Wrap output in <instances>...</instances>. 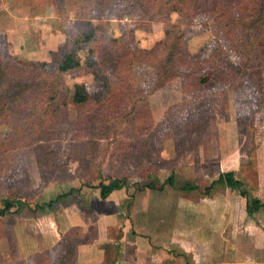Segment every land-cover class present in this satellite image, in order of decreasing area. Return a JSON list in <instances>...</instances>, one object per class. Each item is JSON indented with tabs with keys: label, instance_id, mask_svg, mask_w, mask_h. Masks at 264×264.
<instances>
[{
	"label": "rangeland",
	"instance_id": "1",
	"mask_svg": "<svg viewBox=\"0 0 264 264\" xmlns=\"http://www.w3.org/2000/svg\"><path fill=\"white\" fill-rule=\"evenodd\" d=\"M249 1L239 5L249 9ZM144 8L140 0H0V264L28 255L29 241L51 243L53 224L67 221L65 207L75 208L72 219L94 223L93 210L107 219L116 202L117 220L134 234L177 242L228 216L249 224L250 234L253 225L264 229V210L247 211L248 201L264 203V49L257 37L264 0L245 19L233 8L229 30L208 15L150 21ZM87 23L133 49L181 39L184 52L174 68L145 62L122 69L105 52V73L113 82L124 76L129 93L122 109L94 113L82 101L102 83L87 67V50L74 46ZM62 52L74 53L79 68L57 73ZM47 91L54 104L35 113ZM230 172L247 199L215 182ZM171 175L175 186L163 185ZM119 180L126 186L104 203L99 185ZM151 182L155 189L147 188ZM187 183L200 190H181ZM84 238L79 228L65 236L72 244Z\"/></svg>",
	"mask_w": 264,
	"mask_h": 264
},
{
	"label": "crops",
	"instance_id": "2",
	"mask_svg": "<svg viewBox=\"0 0 264 264\" xmlns=\"http://www.w3.org/2000/svg\"><path fill=\"white\" fill-rule=\"evenodd\" d=\"M120 191L115 190L108 197ZM87 208L83 207V211L95 209ZM65 209L67 221L61 218L53 224L56 229L51 243L29 241L26 249L30 253L9 264H264V229L253 225L255 232L250 234V227L246 226L249 224L229 221V216L223 218L224 222L203 223L206 233H197L196 237L185 233L177 242L167 236L162 238L156 232L148 237L134 234L126 221L117 220L119 206L116 202L110 210L112 215L103 216L107 219H101L93 210L98 215L92 220L94 223L76 221L69 216V211L75 208ZM75 228H79L85 238L72 244L65 236Z\"/></svg>",
	"mask_w": 264,
	"mask_h": 264
},
{
	"label": "trees",
	"instance_id": "3",
	"mask_svg": "<svg viewBox=\"0 0 264 264\" xmlns=\"http://www.w3.org/2000/svg\"><path fill=\"white\" fill-rule=\"evenodd\" d=\"M208 1H210L208 3ZM263 0H250L249 9L245 8V5H239L243 3V0H140L144 2V14L150 21H161L169 17L170 13H180L183 18L190 19L198 15H208L211 19H221L225 23L223 26L225 29H233V23H231V11L233 8H237L236 11L242 18H247V14H252L256 11L258 6H261ZM86 25V29H81L77 37L74 39V46L76 50L84 48L88 52L87 67L91 72L98 76L99 81L102 83V89L95 95L87 96L82 101V106L88 105L89 109L94 113H114L117 110L122 109L127 103L126 94L129 93L128 86L126 85L124 76L116 82H113L110 75L105 73L104 62L106 60L105 52L111 57L107 59L116 69H122L123 67H130L133 63L143 64L150 62L162 67L174 68L176 64L180 62V55L184 52L183 47L180 44L181 39H178L177 44L164 41L160 46H155L151 49H138L132 48L128 40L124 38H112L107 36V29L104 26L93 27L90 24ZM264 27V24L262 25ZM257 36L260 40V48L264 49V33L258 31ZM170 42V40H169ZM95 43H97L95 45ZM176 46L173 55L167 57L168 52L173 50ZM132 48V50H131ZM62 51V50H61ZM64 51V50H63ZM185 55H189L185 52ZM160 55V56H158ZM61 59L56 61V72L61 73L67 70H74L79 68L80 59L76 57L74 53H61ZM54 73H46L47 78H51ZM123 75L124 73L121 72ZM125 75V74H124ZM50 93H54V89ZM47 91L45 96H41L39 100L38 112L35 113H47V109L54 104L55 96L48 100ZM109 105H113L111 108ZM26 106L28 104L26 103ZM87 107V108H88ZM107 108L110 110L108 111ZM115 110V111H114ZM215 182H223L229 189L239 191L241 196L247 199V193L244 192L242 183L237 180L233 173H225ZM212 183V185L215 184ZM163 185L175 186V178L173 175L169 176ZM108 187V185H99L100 198L105 199L114 190H120L126 186L125 181H114ZM149 189H155L153 183L147 185ZM163 187H161L162 189ZM212 188V187H211ZM211 188L205 189V195H208ZM160 189V190H161ZM180 189L183 191H199L200 187L195 184H182ZM243 191V192H242ZM264 207V203L259 200L248 201L247 211L251 213L253 210H259ZM11 204L6 202L4 210H9ZM4 211L0 210V214H4Z\"/></svg>",
	"mask_w": 264,
	"mask_h": 264
}]
</instances>
